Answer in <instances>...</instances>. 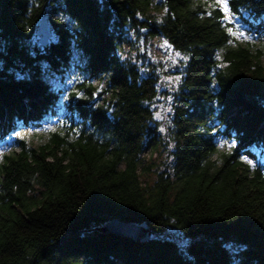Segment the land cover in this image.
<instances>
[{"label": "trees", "instance_id": "trees-1", "mask_svg": "<svg viewBox=\"0 0 264 264\" xmlns=\"http://www.w3.org/2000/svg\"><path fill=\"white\" fill-rule=\"evenodd\" d=\"M226 4L0 0V142L51 125L1 155L0 264H264L262 46L224 18L264 33V0ZM45 70L79 77L63 101Z\"/></svg>", "mask_w": 264, "mask_h": 264}, {"label": "rangeland", "instance_id": "rangeland-1", "mask_svg": "<svg viewBox=\"0 0 264 264\" xmlns=\"http://www.w3.org/2000/svg\"><path fill=\"white\" fill-rule=\"evenodd\" d=\"M223 2H226V0H223ZM223 4V3H222ZM229 16H232L234 19V36L238 41H247L250 43H255L258 46H262V62L264 64V33H254L253 27L245 22H242L241 19L236 16L229 14ZM243 16H246V13L243 14ZM243 33V36L238 35L239 33ZM38 39V35L35 33L34 35ZM125 49H127L125 47ZM151 51L154 55L162 57V59L169 58L171 56V53L169 51L168 45L166 41L162 38H153L151 42ZM66 75V74H65ZM41 78L45 80L49 85H51L53 88L57 89L60 93H62V98L61 101L65 99V97L68 95V92L72 87L79 81V77L77 76H65L61 78L54 72H48L47 70L43 71L41 73ZM171 79H174V77H171ZM170 80V79H169ZM94 84H98L97 79L93 80ZM51 125L47 124L45 126H42L37 129H22V130H17L13 132L5 141L0 142V158L2 153L6 151H10L12 149L17 150L18 148L14 147L12 145V141L16 137H25L28 140H33V143L36 144L40 141H44L47 135V130L49 129ZM233 141H228L224 139H219V147L221 149H227L231 145H233ZM256 155L258 152V147L253 148ZM163 157V153L159 152H146L145 153V163L150 164L151 162H154L158 165H161L160 161ZM246 161L249 162L248 159L245 158ZM155 170L153 173L147 174V173H142L141 174V179L142 181H152L154 179V174Z\"/></svg>", "mask_w": 264, "mask_h": 264}, {"label": "water", "instance_id": "water-1", "mask_svg": "<svg viewBox=\"0 0 264 264\" xmlns=\"http://www.w3.org/2000/svg\"><path fill=\"white\" fill-rule=\"evenodd\" d=\"M37 35L41 45H45L50 37V26L46 15H42L37 23ZM105 231H113L125 235L135 240H145L151 234L150 229L145 223L124 222L117 219L109 220L106 223Z\"/></svg>", "mask_w": 264, "mask_h": 264}, {"label": "snow or ice", "instance_id": "snow-or-ice-1", "mask_svg": "<svg viewBox=\"0 0 264 264\" xmlns=\"http://www.w3.org/2000/svg\"><path fill=\"white\" fill-rule=\"evenodd\" d=\"M217 3H218V4L223 3L224 11H225V12L228 11V8H227V4H226V2H223V0H217ZM224 18H225L229 23H234V19H233L232 16H227V15H226ZM238 35L243 36L244 34L241 32V33H239Z\"/></svg>", "mask_w": 264, "mask_h": 264}]
</instances>
